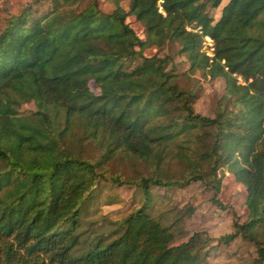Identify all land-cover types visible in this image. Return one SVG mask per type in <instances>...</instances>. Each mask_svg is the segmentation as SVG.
<instances>
[{"label":"trees","instance_id":"trees-1","mask_svg":"<svg viewBox=\"0 0 264 264\" xmlns=\"http://www.w3.org/2000/svg\"><path fill=\"white\" fill-rule=\"evenodd\" d=\"M82 1L50 0L39 15L27 5L0 31V264H201L211 239L197 232L174 244L182 217H156L151 189L200 182L223 208L224 168L245 188L247 217L216 242L239 236L264 264V0H227L216 21L210 10L223 0H109V14ZM168 44L188 73L223 80L211 118L194 112L168 56L142 54ZM29 102L36 111L21 114ZM93 144L98 157L84 153ZM121 152L150 167L126 181L139 203L121 219L85 222L97 179Z\"/></svg>","mask_w":264,"mask_h":264},{"label":"rangeland","instance_id":"rangeland-1","mask_svg":"<svg viewBox=\"0 0 264 264\" xmlns=\"http://www.w3.org/2000/svg\"><path fill=\"white\" fill-rule=\"evenodd\" d=\"M90 0H83L80 7H84ZM227 0H223L221 5L210 10V15L214 21L220 16L221 7ZM27 5L32 7L36 14H42L51 7L50 0H0V31L5 27L9 17L17 15ZM127 2L121 4L127 11ZM98 8L101 12L109 14L113 10V5L109 0H98ZM126 23L133 29L139 39H145V33L140 23L136 22L132 16L126 18ZM209 43V44H208ZM202 50L210 56L211 41L206 39L202 43ZM143 56L158 57L168 56L169 63L166 66L168 71L177 75V84L180 88L190 90L194 94L193 110L195 113L211 118L215 109L224 95V82L221 78L209 79L201 73H188V63L183 56L177 54L175 45H166L161 48L152 46L142 51ZM139 63L136 59L130 66ZM88 88L94 94L99 93V89L92 81L88 82ZM36 108L32 102L22 104L19 112L29 114L35 112ZM85 154L100 156L101 150L98 145H86ZM166 167L172 172L179 169L174 160H167ZM150 167L132 156L118 153L115 158L105 165L104 176L97 179V182L87 202L88 210L84 218L85 222H97L102 218L110 221L121 219L131 209L139 203L140 193L135 186L126 181H137L140 176L147 175ZM119 177L123 183L110 180ZM218 176L221 178V186L215 199L223 208H219L212 201L213 191L200 182H191L184 188L171 187L152 188L151 193L155 197V216L161 221L169 224L174 218L182 217L180 223L182 237H177L174 244L186 241L193 233L202 232L211 239L202 249L204 259L201 264H255V247L252 243L243 241L236 236L230 242L217 243L216 240L224 235L233 233V222L242 223L246 220L247 209L245 206V188L236 182L226 169L220 170ZM187 208H192L193 212L189 217L183 216ZM260 240L264 244V226L259 230Z\"/></svg>","mask_w":264,"mask_h":264},{"label":"built area","instance_id":"built-area-1","mask_svg":"<svg viewBox=\"0 0 264 264\" xmlns=\"http://www.w3.org/2000/svg\"><path fill=\"white\" fill-rule=\"evenodd\" d=\"M208 42H210L211 40L207 39ZM209 44V43H208Z\"/></svg>","mask_w":264,"mask_h":264}]
</instances>
